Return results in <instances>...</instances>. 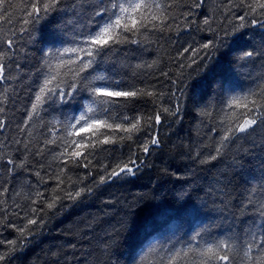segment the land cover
<instances>
[{
	"label": "trees",
	"instance_id": "1",
	"mask_svg": "<svg viewBox=\"0 0 264 264\" xmlns=\"http://www.w3.org/2000/svg\"><path fill=\"white\" fill-rule=\"evenodd\" d=\"M195 2L179 0L170 9L177 18L169 21L172 30L151 32L139 45L122 46L104 65L110 69L105 74L114 71V78L121 79L125 86L155 93V97L138 99L126 107L119 105L117 112L146 118L159 111L161 122L152 121L147 126L142 119L141 131L133 134L131 140H119V136L126 135L119 132L116 143L102 145L94 151L87 168L69 164L61 175L64 183L57 189L55 176L64 164L53 158L60 148L45 141L51 138L50 128L60 127L56 121L78 114L83 102L79 96L67 105L50 101L31 121L27 120L37 90L40 53L32 47L29 34L21 36L18 31L23 0H12L13 24L0 23V29L17 41L6 73L11 78L0 83V94L7 97L0 103L4 109L0 120L5 122L0 130V255L5 259L0 264H139L141 256L147 257L145 264H149L158 258L159 251L173 244L182 246L196 232L202 234L201 242L210 241L229 227V221L223 219L226 213L215 209L223 207L221 199L233 205L239 203L241 193L248 187L240 183L239 177H234L231 167L233 159L246 151L256 158L246 163L244 175L256 177L252 186L260 188L259 164L264 153L259 152V147L253 149L251 140H237L225 149L222 157L210 163L201 164L200 160L214 154L220 135L211 131L218 126L217 113L222 107L217 81L225 84V98L264 85V55L240 59L244 51H264V27L251 24L253 17L249 16L246 27L236 33L242 39L215 77L193 89L192 85L201 77L195 66L180 68L181 63H187L188 54L182 57L179 53L184 47H197L210 39L232 44L235 37L230 30L241 23L237 17L246 11L243 7L228 11V0H204L199 8L193 7ZM186 12L190 13L187 20L195 23L186 25L182 15ZM205 17L211 18L212 31L203 25ZM256 19L264 21L261 17ZM6 48L0 45V50ZM17 64L21 67L17 68ZM138 64L144 67L137 68ZM81 95L87 97L86 92ZM206 106L212 112L211 117L200 114ZM163 108L176 114L164 113ZM153 137L159 139L158 145L150 144ZM251 139L257 145L264 143V130L258 128ZM145 143L149 146L147 153L143 152ZM9 159L15 163L8 164ZM130 159L136 161L135 175L122 174L99 183L100 176ZM22 161L24 166L19 167ZM225 174L233 182L225 189L229 195L220 197L213 189L223 187ZM217 180L221 183L217 184ZM82 187L92 191L75 201L63 198L56 208L47 209L46 202L54 194L64 197L65 192ZM54 189H57L55 193ZM189 191L191 199L185 200ZM37 193L42 195L37 197ZM257 195L264 197V192L258 191ZM203 203L207 206L199 209ZM231 211L239 217V209L233 207ZM30 218L36 219L37 224L29 226L31 232L22 237L18 229L25 227ZM126 221L135 222V231L129 232L124 227ZM13 240L17 245L9 244ZM153 249L159 251L153 253Z\"/></svg>",
	"mask_w": 264,
	"mask_h": 264
},
{
	"label": "snow or ice",
	"instance_id": "2",
	"mask_svg": "<svg viewBox=\"0 0 264 264\" xmlns=\"http://www.w3.org/2000/svg\"><path fill=\"white\" fill-rule=\"evenodd\" d=\"M178 2L179 0H23V16L20 18L21 27L18 31L21 36L28 33L32 47L40 53L36 67L37 90L34 92V100L31 103V110L27 113V120L31 121L50 101L67 105L79 96L83 102L78 114L71 115L65 121H56L60 127L50 128L51 138L45 141V144L57 145L60 148V151L53 156L64 164L55 176L58 182L57 189L64 183L61 175L69 164L87 168L91 164L89 157L94 151L102 145L116 143L119 132L126 134L119 136V140H131L133 134L141 131L142 119L147 126H150L152 121L156 124L161 122L159 111L146 118L130 117L117 112V106L126 107L127 104L138 99L155 97V93L146 88L125 86L121 79L114 78L116 75L114 71L106 75L105 73L110 69L105 68L104 65L121 51L122 46L139 45L143 40L148 39V34L151 32L163 33L172 30L169 21L177 18L171 15L170 9L177 6ZM203 3L204 0H196L193 7L199 8ZM226 7L228 11L233 7L246 9L243 15L237 17L241 23L230 30L231 35L235 37L232 44L227 40L210 39L197 47L191 45L184 47L179 53L182 57L188 54L187 63H181L180 68L195 66L197 75L201 77L200 81L192 85L193 89L210 77H215L217 70L242 39V36L236 33L246 27L249 16L253 17L251 24H260L264 27V21L256 19V17L264 18V0H238V2L228 0ZM13 8L12 0H0V23L13 24L14 17L10 11ZM182 15L186 25L195 23L187 20L190 13L186 12ZM202 23L212 31L210 17H205ZM0 32H3V29H0ZM228 35L229 30H226L225 36ZM0 45L7 46L5 50H0V83H3L11 78L6 73L10 67L8 61L15 54L17 41L9 37L7 32H3L0 35ZM254 55H264V51H244L240 59L252 58ZM152 66L147 65V67ZM16 67L20 68L21 65L17 64ZM136 67L140 68L144 65L138 64ZM84 73L89 74L83 75ZM179 75L182 76L183 73ZM84 81L86 83H82ZM217 83L221 88L219 103L222 107L217 113L218 126L211 131L219 132L220 135L214 154L200 160V163H210L222 157L225 149L237 140H251L252 148L259 147V152L264 153V143L257 145L256 141L251 139L258 128L264 130V85L259 86L258 90L249 89L242 95H230L225 98L227 90L225 84L221 81ZM4 91L7 92V89ZM85 92L87 97L81 95ZM6 99V95L0 94V103ZM3 111L4 109L0 107V113ZM162 111L175 115L179 107L177 106L176 112H170L168 108H163ZM200 114L212 116L207 106ZM4 127L5 122L0 120V130ZM159 143L156 137L150 140L151 145ZM148 151V143H145L143 152ZM255 158L253 153L246 151L244 155L233 159L231 167L234 170V177H239L240 183L248 187L241 193L239 203L233 205L231 201L221 199L220 203L223 207L215 209L220 213H226L223 219L229 221V227L224 229L221 236L201 242L202 234L196 232L180 247L173 244L163 251L153 249V253L159 251V255L149 264H264V197L257 195L258 191L264 192V155L260 157L259 164L262 172L259 178L260 188L252 186L256 177L246 178L244 175L246 163L250 164ZM14 163L12 159L8 160V164ZM23 166L24 161L19 167ZM136 170H138L136 161L130 159L127 163L118 164L110 172L100 176L99 183L103 184L113 178H119L122 174L135 175ZM225 179L226 183L223 187L213 189L220 197L229 195L225 189L233 182L232 179H227L226 174ZM216 183L220 184L221 181L217 180ZM57 189L53 192L55 193ZM91 191V188L82 187L75 192H65L64 197L54 194L46 202V207L49 210L54 209L63 198L75 201L85 192ZM41 195L37 193V197ZM190 199L191 191L185 194V200ZM206 206V203H203L199 209ZM233 207L240 210L239 217L231 211ZM36 224L37 220L30 218L27 220V225L18 231L23 237L25 233L31 232L29 226ZM124 227L129 232H133L136 227L135 222L129 224L126 221ZM9 244L15 246L17 241H10ZM4 259L5 256L0 255V261ZM146 260L147 257L141 256L139 264H145Z\"/></svg>",
	"mask_w": 264,
	"mask_h": 264
}]
</instances>
